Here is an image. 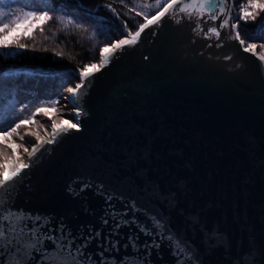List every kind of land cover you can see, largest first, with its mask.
Wrapping results in <instances>:
<instances>
[{"label":"water","instance_id":"obj_1","mask_svg":"<svg viewBox=\"0 0 264 264\" xmlns=\"http://www.w3.org/2000/svg\"><path fill=\"white\" fill-rule=\"evenodd\" d=\"M224 6L215 20L166 14L135 45L117 51L79 98L78 129L27 156L31 166L17 178L12 210L40 217V231L56 237L63 224L73 250L99 231L82 262L100 264L107 247L104 258L115 264L126 256L137 264H176L147 211L190 244L199 264H237L242 257L264 264V62L233 38V0ZM110 192L124 198L111 202L116 210L152 236L136 224L114 227L105 215ZM133 201L141 211L124 207ZM44 245L51 250L52 241ZM33 255L40 260L41 253ZM10 262L0 253V264Z\"/></svg>","mask_w":264,"mask_h":264},{"label":"snow or ice","instance_id":"obj_2","mask_svg":"<svg viewBox=\"0 0 264 264\" xmlns=\"http://www.w3.org/2000/svg\"><path fill=\"white\" fill-rule=\"evenodd\" d=\"M12 2L13 0H0V46L2 47L9 46L5 38L9 32L13 31L21 23L31 24L32 22H39L42 31V25L52 19V16L49 14L50 10L35 7L33 10L21 11L20 13L5 10L10 8ZM121 2L123 3V0H121ZM106 7L113 13H116V9L112 7L111 4L106 5ZM139 7H155L159 10L151 18L143 11L138 12L137 15L143 16L146 22L139 24L137 31L133 33L131 30H127V25L125 24L127 38L120 39L116 42H110V47L105 45V47L100 50V61L98 65L96 63L85 65L83 69L78 71L80 82L75 87L67 88V92L70 93L71 102L75 106V118L77 123H72V121L69 120L62 122L64 126L58 127L56 122L53 121V131L50 134L51 139L40 140L30 151L26 147L24 148L29 158L35 157L36 153L44 148L46 144L55 143L62 134L72 129H78L79 116L81 114L79 98L85 93L86 88L91 85V78L96 72H99L102 68L107 67L111 63L117 51L122 50L126 46L135 45L146 28L159 24L161 18L166 14L171 18H177V14L179 13H184L189 17L195 14L199 17L207 16L209 19L215 20L218 18V14L225 12L224 0H163V3L162 0H155L154 4L145 3L144 0H140ZM132 10L135 11V8ZM262 12H264V0H246L245 3L240 5V14L237 19L255 21L257 16ZM228 15L231 16V13ZM59 22L64 23L65 27L74 23L72 19H68L65 23L63 17L59 18ZM228 24L229 18L226 17L223 19L220 27H225ZM77 27H81V25L77 24ZM232 27L238 29L239 25L233 23ZM257 27L261 31H264V20H261ZM210 32L217 38L220 36V32L216 27H211ZM233 38L239 41L241 46L245 45V41L240 38V32L238 30L235 32ZM20 39L21 37H14L13 43H15L18 48H25V44L19 43ZM261 47L264 48V44H262ZM256 49L257 45L255 43L243 47L244 51L257 55L258 59L264 62V52L257 53ZM3 75L7 74H0V76ZM66 99H68V97H66ZM54 103H58V101ZM35 111L36 113H43L45 116L49 114L48 110L43 107L37 108ZM29 122L30 121L27 119H21L19 123H14V126L9 125L8 127H0V137L3 138L0 139V143L10 147L9 139L13 135L19 136V138L23 140L24 136L20 135L17 130L21 128L22 125L28 124ZM31 122H34V120ZM31 135L36 136L37 134L31 133ZM16 147H22V145H17ZM0 155L6 156L7 153L0 152ZM30 166L31 165L28 163H21L11 171L6 170V175L0 173V253H9L11 255L10 264H96L90 257L86 262H82L80 257L84 255L83 248L87 247V244L90 243L93 238L100 237L101 233L99 231L87 237L83 244L76 245L75 250H73L74 238H72L71 231L65 232V226L63 224H61L58 229L61 235L56 237L50 234L51 230L47 232L40 231V227H37L36 224V221L39 220L40 217H32L22 210H12V194L15 190L16 183H18L17 178ZM88 186L89 185L84 184L81 187V191ZM100 187L103 186L101 185ZM113 200L123 202L124 198L122 195H117L114 192H110L105 197L106 203L109 204V209H106L105 215L111 217L115 228H119L121 225L136 224L140 231L146 236L153 235L152 230L138 223L135 218L132 220L126 219L127 212L116 210L115 205L111 203ZM124 207L131 208L134 213L141 211L140 208H137L134 201L125 204ZM145 215L148 216L152 228L156 230L157 234L169 241V246L173 249L172 254L176 257V264H199V259L193 252L190 244L180 234L173 232L168 222L164 220L163 217L149 215L147 211H145ZM29 222H31V224H29ZM102 223L107 225L109 220L102 218ZM89 231L91 232V229ZM165 231L168 232L166 237L163 236ZM45 240L52 241L51 250L45 247ZM65 240H67V243L64 242ZM152 244L159 248V244L156 243L155 239H153ZM112 247L114 248L115 244H112ZM125 247L127 248V245H125ZM132 247L134 250H137L134 240L132 241ZM145 247H148V245L145 244ZM104 251H109V249L104 247L103 251L100 252V264H115L114 261H109L104 258ZM34 252L41 253L39 261H36L33 255ZM121 264H137V261L134 258L126 256L124 260L121 261ZM140 264H142V262H140ZM237 264H251V261L245 260V258L242 257L240 261H237Z\"/></svg>","mask_w":264,"mask_h":264},{"label":"trees","instance_id":"obj_3","mask_svg":"<svg viewBox=\"0 0 264 264\" xmlns=\"http://www.w3.org/2000/svg\"><path fill=\"white\" fill-rule=\"evenodd\" d=\"M51 2L53 6L52 19L45 26L46 29L44 27L42 30L41 34L45 32L43 39L35 44V48L31 49L30 56L27 54L26 57L24 56V58L19 60L0 61V74L9 75L17 70L51 72L59 75L60 84L67 82L68 77L79 81L78 71L83 69L82 66L88 62L97 63L100 60L101 47L122 39V33L125 35L127 30H131L134 33L138 30L139 24L146 22L143 16L137 15L138 12L143 11L150 18L159 10L155 7H139L140 0H123V3L121 0H51ZM144 2L154 4L155 0H144ZM242 2L243 0H233L236 12H239V5ZM109 4L116 9V13L106 7ZM72 8L76 9L85 18L92 19V21L89 22L86 19L84 21L86 24H83L81 20L78 22L73 20L67 14ZM133 8H135V11L132 10ZM5 10L10 11L9 8ZM60 17L64 18L65 23L68 19H72L74 23L65 27L64 23L59 22ZM240 23L241 25L238 23V29L241 38L248 45L249 42L245 33L257 31L258 24L256 22L246 23V25L242 22ZM77 24L81 25V27L84 26L86 30L88 29L97 37L98 43L94 47L91 41L87 42L80 35L82 33L75 30ZM125 24L127 25V30L125 29ZM116 28L120 30L117 31ZM46 41L50 42L51 45L49 46L51 48L54 45L57 48H61L64 53L55 57L56 54L54 52L51 53V49L45 48L44 42ZM4 76L6 75L0 76V78L4 79ZM2 90H0V96H3L4 92L11 93L7 88ZM15 105L14 97H11L6 100L5 105L0 106V122H4V118L8 121L7 123L5 122V127L14 126V123H19L23 119L24 110L21 107H15Z\"/></svg>","mask_w":264,"mask_h":264},{"label":"rangeland","instance_id":"obj_4","mask_svg":"<svg viewBox=\"0 0 264 264\" xmlns=\"http://www.w3.org/2000/svg\"><path fill=\"white\" fill-rule=\"evenodd\" d=\"M245 2L246 0H243L242 3ZM34 7L44 10H50V15L53 10L51 0H13L9 10L10 12L20 13L21 11L33 10ZM67 14L77 22L81 20L83 24H86L84 22L86 21V19L89 22L92 21V19H88L80 15L78 11L73 8ZM239 14L240 9L239 12H236L237 17ZM261 20H264V12L260 13L255 21H244L237 19V24L239 23L241 25L240 22L245 25L246 23L249 24L253 22L259 24ZM47 23L42 25V28H44ZM75 30L82 33L80 35H82V38L87 40V42L91 41L93 47L96 45V43H98L97 37L88 29L86 30L84 26L79 28L77 27L75 28ZM116 30L119 31L120 29L116 28ZM41 33V25L39 24V22H32L31 24L21 23L20 25H18L13 31L9 32L7 37L5 38L9 46H0V61L19 60L21 58H24V56L26 57L27 54L30 56L31 54L29 53L31 52V49H33V47L35 48V44L41 41L44 37L43 34L45 32H43V34ZM245 35L247 36L249 42L248 44L255 43L257 45V50L259 52H264V48L261 47V45L264 44V38H262L264 37V31H261L259 28H257V31L246 32ZM17 36L21 37L19 43L25 44V48H18L16 47V44L13 43V38ZM122 36V39L125 38V35L123 33ZM49 45H51L49 41L44 42L45 48L51 49V53L54 52V54H56L55 57L58 54L62 55L64 53L61 48H57L54 45L51 48V46ZM104 47L105 46L101 47L100 50ZM99 61L97 63L88 62L85 65H90L92 63H96L98 65ZM84 66L82 67L84 68ZM59 80V75L51 72H26V70H17L9 75L4 76V79L0 78V90L7 88V90H10L11 92H4L5 94L3 93V96H0V106L5 105L6 100L14 97V100L16 102L15 107H21L24 110L22 118L30 121L28 124L22 125L21 128L17 130L20 135L24 136L26 129L29 128L42 134H48L50 132L53 121H63L66 116L65 113L68 115L70 114L71 109L68 107V99H66V97L69 98L67 88L73 87V85L78 81L68 77L67 82H65L64 84H60ZM56 101H58V103H54ZM40 107L46 108L48 110V116H45L43 113H36L35 110ZM33 120L34 122H31ZM5 122L7 123L8 121L4 118V122H0V127H5ZM0 139L3 138L0 137ZM9 145H11L10 147L22 145V147L17 148L21 149L23 152H25V147L29 149V144L25 142L24 139L21 140L19 136L16 135H13L9 139ZM10 147L0 143V152L7 153ZM3 157L4 156L0 155V160Z\"/></svg>","mask_w":264,"mask_h":264},{"label":"bare ground","instance_id":"obj_5","mask_svg":"<svg viewBox=\"0 0 264 264\" xmlns=\"http://www.w3.org/2000/svg\"><path fill=\"white\" fill-rule=\"evenodd\" d=\"M74 85H73V87H74ZM69 98H68V100H69ZM68 107L71 109L69 115L72 116L73 112H74V108L69 106V102H68ZM65 115L66 116H65L63 121L56 122L58 127L64 126V124L62 122H66V121H69V120H71L72 123H76L74 120L69 118L68 114L65 113ZM52 131H53V123H52L51 129H50V132L48 134L39 133L37 131H34L31 128L26 129L25 134H24V140H25V142H27L29 144V146H28L29 147V151L32 149V147L35 144H38L40 140H43V139L44 140H48V139H50V134H51ZM31 133H36L37 135L36 136H32ZM27 156H28L27 152H23L21 149L15 147V146L10 147L8 152H7V155L4 156L3 158H1V160H0V173H3V174L6 175L7 171L13 170L15 167L19 166V164H21V163H26L27 162Z\"/></svg>","mask_w":264,"mask_h":264}]
</instances>
